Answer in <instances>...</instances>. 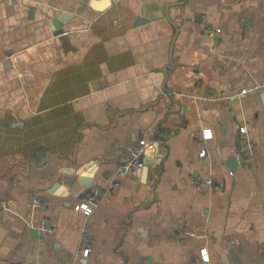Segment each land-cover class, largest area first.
<instances>
[{"label":"crops","instance_id":"crops-1","mask_svg":"<svg viewBox=\"0 0 264 264\" xmlns=\"http://www.w3.org/2000/svg\"><path fill=\"white\" fill-rule=\"evenodd\" d=\"M143 1L0 0V264H192L203 247L264 264V87L234 95L264 84V0H158L165 16L136 25ZM140 142L146 176L82 201Z\"/></svg>","mask_w":264,"mask_h":264},{"label":"built area","instance_id":"built-area-1","mask_svg":"<svg viewBox=\"0 0 264 264\" xmlns=\"http://www.w3.org/2000/svg\"><path fill=\"white\" fill-rule=\"evenodd\" d=\"M206 33L212 37H220L223 35L222 29L216 26L206 28ZM262 87H264V84L254 83L240 88L234 95L236 97H244L259 90ZM241 132V147L246 158H250L252 142L244 126H242ZM201 135L203 138H208L211 136V132L209 130H203ZM151 146V144H147L145 142L129 145L125 149L121 164L116 167L113 173L112 180L105 187H92L81 197V200L87 202L90 206L96 205L99 200L110 191L111 188H115L119 185V180L122 177L128 175L132 171H138L144 166V155L146 154V151L151 148ZM200 155H205V149L201 150ZM203 182L205 185L209 186L211 185L212 181L211 178L205 177ZM48 204L49 201L44 197L41 198L40 196L34 195L31 198V215L28 219V224L31 227L36 228L40 234L44 235L52 232L53 228L44 218L36 217V214L37 212L46 209ZM5 209L9 214L14 213L10 208ZM200 237L206 238V235L201 234ZM78 253L83 257L88 256L90 253V236L88 234L87 227H84L81 232ZM192 264H211L209 253L207 252L206 247L201 249L198 256L192 261Z\"/></svg>","mask_w":264,"mask_h":264},{"label":"water","instance_id":"water-1","mask_svg":"<svg viewBox=\"0 0 264 264\" xmlns=\"http://www.w3.org/2000/svg\"><path fill=\"white\" fill-rule=\"evenodd\" d=\"M169 1V0H167ZM161 1L158 0H145L141 2L138 7V16L135 19V24H143L147 23L159 18H163L165 16V8L161 6ZM111 4V0H91L90 6L94 10L102 11L105 10ZM53 25L58 29H60L62 22L58 18L54 17L52 19ZM234 160L232 159L231 162ZM144 166L141 168L142 176L145 177L147 174V170L149 164L147 162V158H143ZM59 187L57 183H55L51 189H55Z\"/></svg>","mask_w":264,"mask_h":264}]
</instances>
